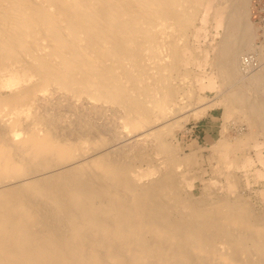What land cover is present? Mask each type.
<instances>
[{"label": "bare ground", "instance_id": "bare-ground-1", "mask_svg": "<svg viewBox=\"0 0 264 264\" xmlns=\"http://www.w3.org/2000/svg\"><path fill=\"white\" fill-rule=\"evenodd\" d=\"M253 6L0 0V264H264ZM216 107L221 137L183 152Z\"/></svg>", "mask_w": 264, "mask_h": 264}, {"label": "rangeland", "instance_id": "rangeland-1", "mask_svg": "<svg viewBox=\"0 0 264 264\" xmlns=\"http://www.w3.org/2000/svg\"><path fill=\"white\" fill-rule=\"evenodd\" d=\"M253 1V14L251 15V21L255 24L256 29L264 26V0H252ZM262 28V27H261ZM264 36L262 33V29H259V37L257 39V46L264 42V38H261V36ZM259 51V49H257ZM260 52V51H259ZM257 53V52H256ZM252 55H255L256 57L259 54L250 53ZM246 54L245 56H247ZM219 109V110H217ZM222 112V113H221ZM205 115V114H204ZM200 116L199 118L195 115H191L189 117L188 122L185 123V126L180 129L177 133V137L179 142L182 145L183 152H189L190 150L194 149H200L203 147H211L210 144L217 142V140L221 137V132L224 125V118H223V108L222 107H216L213 109L208 110L206 115ZM204 116V117H203ZM194 117V118H193ZM237 126V125H236ZM235 125L229 127V130L227 132L228 136L231 138H236L239 135V127L237 128ZM239 126H245L244 124ZM186 127V128H185ZM246 127V126H245ZM244 128V132H247V127ZM184 129V130H183ZM236 129V130H235ZM235 130V131H234ZM253 155L255 154L254 151ZM204 158L201 160V166L203 169L212 170L213 167L209 163V160L211 158L212 152L208 150H204L203 152ZM213 156V155H212ZM218 160L217 155L213 156V164L214 161ZM217 163V162H216ZM216 163L214 165H216ZM200 184H197V187ZM261 187L264 186V184L260 185ZM196 193H201V190H196Z\"/></svg>", "mask_w": 264, "mask_h": 264}, {"label": "built area", "instance_id": "built-area-1", "mask_svg": "<svg viewBox=\"0 0 264 264\" xmlns=\"http://www.w3.org/2000/svg\"><path fill=\"white\" fill-rule=\"evenodd\" d=\"M262 33H264V26L262 27ZM261 38H264V36H261ZM260 45L261 48H264V42H262ZM245 62L249 63L250 64L249 66H252L249 68H253V69L261 68L264 66V56L262 57L260 56L258 59V57H256L255 55L248 54L247 56H245Z\"/></svg>", "mask_w": 264, "mask_h": 264}]
</instances>
